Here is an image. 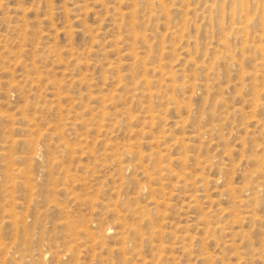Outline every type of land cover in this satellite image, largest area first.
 Segmentation results:
<instances>
[{
    "label": "rangeland",
    "instance_id": "rangeland-1",
    "mask_svg": "<svg viewBox=\"0 0 264 264\" xmlns=\"http://www.w3.org/2000/svg\"><path fill=\"white\" fill-rule=\"evenodd\" d=\"M263 49L264 0H0V264H264Z\"/></svg>",
    "mask_w": 264,
    "mask_h": 264
},
{
    "label": "bare ground",
    "instance_id": "bare-ground-1",
    "mask_svg": "<svg viewBox=\"0 0 264 264\" xmlns=\"http://www.w3.org/2000/svg\"><path fill=\"white\" fill-rule=\"evenodd\" d=\"M241 26H243V25H241ZM247 27V26H246ZM239 30H241L240 28H238ZM246 30V29H245ZM223 46V45H222ZM226 47V46H225ZM228 47V46H227ZM229 48V47H228ZM229 50V49H228ZM260 50H261V48H260ZM264 50V49H263ZM227 53V52H226ZM220 56V55H219ZM223 56V55H222ZM217 62H221V64H223L224 63V61H217ZM216 62V63H217ZM223 62V63H222ZM219 64V63H218ZM202 66V65H201ZM221 65H219V67H220ZM209 68V67H208ZM208 68H205V69H208ZM154 73H156V72H154ZM159 73V72H158ZM176 74V73H175ZM196 77V76H195ZM175 78V77H174ZM176 79V78H175ZM192 79H194V77L192 78ZM140 80V79H139ZM148 80V79H147ZM164 80H165V78H164ZM144 81L145 82H147L145 79H144ZM144 81H143V84H144ZM171 81V80H170ZM177 82V81H176ZM155 83H156V81H155ZM181 83H182V81H181ZM198 83V82H197ZM196 83V84H197ZM141 84H142V82H141ZM146 84V83H145ZM166 84V83H165ZM178 84V83H177ZM158 85V84H157ZM192 85V84H191ZM135 87H137L136 85H135ZM184 87V86H183ZM192 87V86H191ZM199 87V86H198ZM205 87H207V86H205ZM146 88V87H145ZM162 88V87H161ZM141 89H143V88H141ZM208 89V88H207ZM144 90V89H143ZM156 92V91H155ZM153 96H154V94H153ZM154 99V98H153ZM152 99V100H153ZM159 99V98H158ZM169 99H170V97H169ZM217 104V103H216ZM219 105V104H218ZM217 106V105H216ZM224 106V105H223ZM223 108V107H222ZM213 115V114H212ZM160 120H162V119H160ZM31 124V123H30ZM7 142V141H6ZM158 146V145H157ZM129 147V146H128ZM133 149V148H132ZM125 150V149H124ZM133 151V150H132ZM134 152V151H133ZM126 153V152H125ZM135 153V152H134ZM122 155H123V153H122ZM124 156H125V154H124ZM56 158V157H55ZM122 162V161H121ZM118 163V162H117ZM119 164V163H118ZM123 164V163H122ZM121 166H123V165H121ZM124 167V166H123ZM47 168V167H46ZM119 169H120V167H119ZM134 169H135V167H134ZM47 173V172H46ZM49 176V175H48ZM259 176V175H258ZM127 185V184H126ZM263 186V185H262ZM257 188V187H256ZM242 189V188H241ZM243 190V189H242ZM246 191V190H245ZM9 196V195H8ZM54 207H55V205H54ZM137 208V207H136ZM137 210V209H136ZM141 211V213H142V210H140ZM136 213V212H135ZM134 213V214H135ZM250 214V213H249ZM248 218V217H247ZM218 227V226H217ZM134 229V228H133ZM222 230V229H221ZM134 232V231H133ZM125 235V234H124ZM123 238H124V236H123ZM2 251V250H1ZM252 255V254H251ZM244 259H246V258H244ZM264 259V258H263ZM252 260V259H251ZM254 260V259H253ZM263 264V263H262Z\"/></svg>",
    "mask_w": 264,
    "mask_h": 264
}]
</instances>
